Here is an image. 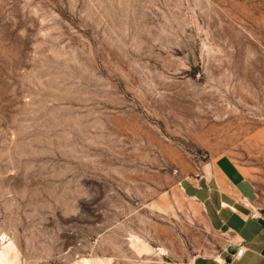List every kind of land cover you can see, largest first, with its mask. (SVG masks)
<instances>
[{
    "label": "rangeland",
    "instance_id": "rangeland-1",
    "mask_svg": "<svg viewBox=\"0 0 264 264\" xmlns=\"http://www.w3.org/2000/svg\"><path fill=\"white\" fill-rule=\"evenodd\" d=\"M224 154L264 201V0H0V264L213 256Z\"/></svg>",
    "mask_w": 264,
    "mask_h": 264
},
{
    "label": "crops",
    "instance_id": "crops-1",
    "mask_svg": "<svg viewBox=\"0 0 264 264\" xmlns=\"http://www.w3.org/2000/svg\"><path fill=\"white\" fill-rule=\"evenodd\" d=\"M186 190L211 224L230 237L217 254L198 255L190 264H264V201L232 157L224 154L200 165ZM238 247L244 249L241 256L235 255Z\"/></svg>",
    "mask_w": 264,
    "mask_h": 264
},
{
    "label": "built area",
    "instance_id": "built-area-1",
    "mask_svg": "<svg viewBox=\"0 0 264 264\" xmlns=\"http://www.w3.org/2000/svg\"><path fill=\"white\" fill-rule=\"evenodd\" d=\"M254 216H257L258 213H254L253 214ZM244 249L242 247H238L237 250H236V256H241V254L243 253Z\"/></svg>",
    "mask_w": 264,
    "mask_h": 264
}]
</instances>
